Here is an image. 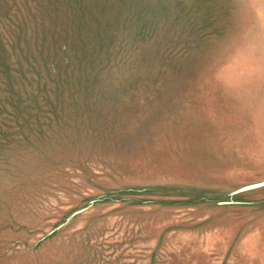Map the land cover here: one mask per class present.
<instances>
[{
  "label": "rangeland",
  "instance_id": "374dc122",
  "mask_svg": "<svg viewBox=\"0 0 264 264\" xmlns=\"http://www.w3.org/2000/svg\"><path fill=\"white\" fill-rule=\"evenodd\" d=\"M0 264H264V0H0Z\"/></svg>",
  "mask_w": 264,
  "mask_h": 264
}]
</instances>
